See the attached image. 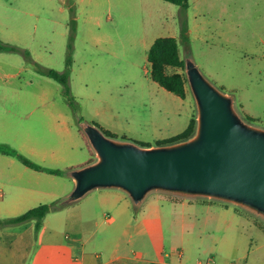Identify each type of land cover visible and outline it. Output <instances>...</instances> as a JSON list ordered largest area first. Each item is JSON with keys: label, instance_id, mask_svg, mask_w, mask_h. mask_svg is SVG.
Wrapping results in <instances>:
<instances>
[{"label": "rangeland", "instance_id": "obj_1", "mask_svg": "<svg viewBox=\"0 0 264 264\" xmlns=\"http://www.w3.org/2000/svg\"><path fill=\"white\" fill-rule=\"evenodd\" d=\"M75 3L0 0V41L29 51L45 68L63 72L70 54L71 21L76 18L70 85L85 121L102 118L103 113L106 118L116 116L122 123L144 129L150 124L146 123L151 117L150 107L161 119L163 106H177L166 98L175 95L156 85L146 73L151 69L147 45L161 37H177L181 57H192L209 81L235 97L244 120L249 117V123L264 128V0H189L190 45L181 39V8L171 3L85 0L83 9L75 8L72 13L69 7ZM61 6L66 8L64 12ZM169 72L184 73L179 68ZM187 97L195 117L197 106L190 86ZM35 107L39 108L31 114ZM52 108L58 113H52ZM165 108L163 118L170 112ZM78 129L77 116L68 104L63 85L41 75L24 53L0 52V144L28 157L31 140L37 137L43 140L38 146L39 151L44 149L41 165L64 168L67 161H78L83 156L76 141L82 144ZM52 153L60 158L53 159ZM152 194L157 193H151L150 200ZM240 212L242 221L250 219L264 226L258 215ZM195 216L189 211L187 218ZM199 216H203L208 232L217 231V216ZM243 228L244 233L240 230L245 240L252 234L259 245H264L262 229L255 228L254 233L248 225Z\"/></svg>", "mask_w": 264, "mask_h": 264}, {"label": "crops", "instance_id": "obj_2", "mask_svg": "<svg viewBox=\"0 0 264 264\" xmlns=\"http://www.w3.org/2000/svg\"><path fill=\"white\" fill-rule=\"evenodd\" d=\"M84 2L76 0L70 7L83 9ZM60 10L64 12L66 8L61 6ZM152 45L147 48L150 50ZM151 71L152 68L146 71L149 78ZM174 95L166 98L177 106H163L161 119L149 108L151 117L146 123L150 124L144 129L122 123L116 116L106 118L103 113L102 118L95 117L92 122L98 121L117 137L119 132L130 140L156 144L184 132L194 118L188 97ZM164 108L170 111L165 118ZM52 109V113H58ZM79 135L82 144L76 141L83 156L78 161H67L64 168H45H79L95 159L80 131ZM31 142L27 158L42 166L44 149L39 151L38 146L43 140L34 137ZM51 155L53 159L60 158L55 153ZM73 189L70 177L33 170L16 157L0 153V219L67 197ZM156 193L136 209L120 190H96L63 210L49 213L38 234L36 221L0 230V264H264V245H259L252 234L243 238L244 225L263 232L264 226L250 219L242 221L240 211L245 209L204 198L178 199ZM189 211L196 216L187 218ZM203 213L217 216V231L206 230L203 216H199Z\"/></svg>", "mask_w": 264, "mask_h": 264}, {"label": "water", "instance_id": "obj_3", "mask_svg": "<svg viewBox=\"0 0 264 264\" xmlns=\"http://www.w3.org/2000/svg\"><path fill=\"white\" fill-rule=\"evenodd\" d=\"M186 74L197 106L195 133L168 145L142 146L84 127L96 161L69 173L71 203L96 190H120L141 207L154 192L204 198L264 219V128L240 115L235 97L209 81L188 59Z\"/></svg>", "mask_w": 264, "mask_h": 264}, {"label": "trees", "instance_id": "obj_4", "mask_svg": "<svg viewBox=\"0 0 264 264\" xmlns=\"http://www.w3.org/2000/svg\"><path fill=\"white\" fill-rule=\"evenodd\" d=\"M163 1H166L168 3H171L181 8V11H182L181 39L182 41L190 45V27H189V21H188V10L190 8L189 0H163ZM70 10L73 13L75 10V7L74 6L70 7ZM76 32H77V20L76 18H73L71 21V35H70V42H69L70 54L67 59V69L63 72L55 70V69L45 68L33 59L29 51L21 50L20 48L15 47V46L4 45L2 44L1 41H0V52L12 51V52L24 53L25 56L28 57L30 61L35 65V68L41 75H44L60 83L61 85H63L64 95L68 101V104L72 107V109L74 110V113L77 116L78 124H79V131L81 135L83 136V138L86 140L90 150L94 152L84 132V127L87 124H92L100 128V130H102V132L108 137L116 138V139H118V137L117 135L113 134L111 131L102 127L97 122L85 121L80 114L81 112H80L79 102L77 101L76 97L72 94L71 85H70L72 66H73L72 52H73V46H74L73 44L75 42ZM188 59L193 60V58L190 56H187L185 59L181 57L180 45H179L178 39L174 37L158 38L153 43L152 47L150 48L149 55H148V60L152 68V71H151L152 80L158 83L161 87H163L167 91L174 93L178 95L179 97L185 99L187 97V87L189 86V82H188V78L186 74V62ZM171 68L183 69L184 73H178V72L170 73L169 70ZM245 118L247 119L248 122L252 120L249 117H245ZM196 125H197V116H195L191 120L189 127L184 132L174 137H171L169 139L161 140L157 142L156 145H168V144H174L180 141L187 140L195 133ZM123 140H129V139L123 138ZM139 144L142 146H152L150 144H143V143H139ZM0 153L4 155L16 157L22 164H24L25 166L33 170H36L39 172H46L52 175L70 177L69 173L72 170L76 169L75 167H70L67 169H49V168L42 167L34 163L33 161H31L26 156L20 154L16 149L8 145H4V144H0ZM95 161L96 159H91L86 165H89ZM72 204L74 203H71L69 201L68 196L60 198L52 203L41 204L38 207L30 209L27 212L19 216L6 218V219H0V230L6 229L9 227L19 226V225H22V224H25L31 221H36V234H38L42 228L44 219L49 213L63 210ZM135 208L140 209L141 207L135 206ZM258 217L260 219H263L260 216Z\"/></svg>", "mask_w": 264, "mask_h": 264}]
</instances>
